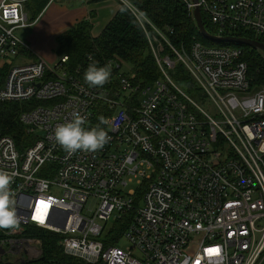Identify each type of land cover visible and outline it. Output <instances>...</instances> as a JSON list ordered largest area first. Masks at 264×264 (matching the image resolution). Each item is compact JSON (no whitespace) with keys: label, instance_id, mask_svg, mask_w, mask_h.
<instances>
[{"label":"built area","instance_id":"obj_1","mask_svg":"<svg viewBox=\"0 0 264 264\" xmlns=\"http://www.w3.org/2000/svg\"><path fill=\"white\" fill-rule=\"evenodd\" d=\"M27 1L0 0V65L7 66L0 101H29L19 113L26 136L20 146L0 131V171L14 174L11 201L20 221L0 229V264L38 262L43 240L29 227L55 234L66 255L90 264H260L264 84L254 83L242 48L199 41L175 48L118 0L152 27L146 35L162 76L138 82L109 60V81L92 87L78 68L67 69V55L13 62L29 52L15 35L32 23ZM183 1L194 22L200 9L212 34L247 32L264 43V0ZM162 42L175 59L162 53ZM177 61L198 86V101L170 76ZM75 113L85 129L107 132L103 149L68 153L55 142V128ZM119 223L126 227L118 236Z\"/></svg>","mask_w":264,"mask_h":264},{"label":"trees","instance_id":"obj_2","mask_svg":"<svg viewBox=\"0 0 264 264\" xmlns=\"http://www.w3.org/2000/svg\"><path fill=\"white\" fill-rule=\"evenodd\" d=\"M140 13H142L155 27L161 30L170 44L175 48L188 47L191 42L199 41L206 45H230L239 46L244 53L249 73L254 83L264 81L261 70V53L249 46L232 42H217L204 37L197 29L191 18L186 3L183 0H127ZM35 4V5H34ZM48 0H38L32 3V18H35L46 7ZM115 14L105 24L97 36L91 33L92 23L90 20H80L73 28H70L56 38L57 54L67 55L66 67L69 71L79 69V74L84 77V72L90 63L95 62L97 66H105L107 61L115 60L123 65H130V72L134 80L138 82L152 83L162 76L151 51L146 32H153L152 27L140 20L123 2H119ZM203 23L210 33H215L202 15ZM144 26V27H143ZM146 30V31H145ZM234 35L250 37L247 32H237ZM263 40L262 38H260ZM163 52L170 53L169 47L164 45ZM7 66L0 68V87L3 84ZM175 82L190 95H200L198 86L187 71L183 63L177 62L172 70L168 71ZM27 102L0 101V131L10 135L20 146V141L25 138V128L19 121V113L27 108ZM126 223L116 226V235H120ZM34 230L40 234L43 240V255L38 260L41 263L58 264H90L66 255L58 244V237L46 230L29 227L27 233ZM110 241L112 236L108 235ZM101 264V262L96 263Z\"/></svg>","mask_w":264,"mask_h":264},{"label":"clouds","instance_id":"obj_3","mask_svg":"<svg viewBox=\"0 0 264 264\" xmlns=\"http://www.w3.org/2000/svg\"><path fill=\"white\" fill-rule=\"evenodd\" d=\"M111 69L107 66H97L95 62L90 63L84 72V81L92 87H102L109 81ZM84 118L75 113L71 122L58 125L54 130V140L60 148L68 153L77 150L85 152H96L103 149L110 137L107 132L100 128L85 129ZM14 174L0 171V229L14 230L19 225L11 201L10 186L13 183Z\"/></svg>","mask_w":264,"mask_h":264},{"label":"crops","instance_id":"obj_4","mask_svg":"<svg viewBox=\"0 0 264 264\" xmlns=\"http://www.w3.org/2000/svg\"><path fill=\"white\" fill-rule=\"evenodd\" d=\"M114 1L118 2V0H90L86 3L69 0H61L60 3L51 2L49 6L47 5L48 8L46 6L45 11L43 9L35 20L32 21L28 18L32 23L26 27L29 29L28 35L22 40L26 42L29 52L35 51V49L42 50L43 47L54 43L59 34L73 28L80 20L86 19L92 23V35L97 36L119 7ZM51 5L53 6L51 7ZM50 7L53 8L52 12H49L44 18L45 12ZM57 45L56 42V47ZM34 59L37 58L34 56Z\"/></svg>","mask_w":264,"mask_h":264},{"label":"rangeland","instance_id":"obj_5","mask_svg":"<svg viewBox=\"0 0 264 264\" xmlns=\"http://www.w3.org/2000/svg\"><path fill=\"white\" fill-rule=\"evenodd\" d=\"M33 1H34V3L35 2H37L38 0H29V1H27V2H24L23 3V7L25 8V11L27 12V14H28V18H30L31 19V17H32V13H31V11H32V8H33V6H32V3H33ZM59 1H61V0H57V1H55V2H58V3H60ZM62 1H64V0H62ZM65 1H67V0H65ZM69 1H77V2H83V3H86V2H88V1H90V0H69ZM93 1V0H92ZM115 2V4H117V5H119L120 6V4L118 3V2H116V1H114ZM51 4V3H50ZM49 3L47 4L48 6L50 5ZM114 4V5H115ZM35 5V4H34ZM46 5V6H47ZM48 6L46 7V8H48ZM53 5H51V7H52ZM49 8V9H47V11L45 12V14H44V18L48 15V13L50 12H52V9L53 8ZM45 8V9H46ZM45 9L43 10V11H45ZM40 17V16H39ZM28 28H17L16 30H15V35L19 38V39H24V38H26L27 37V35H28ZM56 40V39H55ZM55 40H54V43H52L51 45H49V46H47V47H43L42 48V50L41 49H35V51L34 50H32V51H30V52H28L27 51V53L26 52H24V50L22 51V55H24V54H26L25 55V58H23L21 55L20 56H15V57H13V62L14 63H25V62H29L31 59H34V56L36 57V58H38V57H40V58H42V59H44L47 63H51V62H54V61H58L59 60V58H60V55H58L57 54V51H56V49H57V47H56V42H57V40H56V42H55ZM156 45H157V42H156ZM162 47L164 48V45H166L165 43H163L162 42ZM162 48V50H164ZM170 49V48H169ZM170 51H171V49H170ZM163 54H168L169 56H170V53H167V52H162ZM171 53L173 54V56H170L172 59H175L176 57H175V54L173 53V51H171ZM177 62H180V61H177ZM176 62V63H177ZM182 63V62H181ZM4 66V65H3ZM2 65H0V68H2L3 67ZM130 69H131V67H130V65L129 64H127V63H123V65H122V68H121V70L122 71H126V72H129L130 71ZM257 84H264V81H261V83H257ZM193 98H195V96H192ZM196 99V98H195ZM197 100V99H196ZM198 101V100H197ZM202 107L206 110V111H209L210 112V110H209V108L206 106V105H202ZM23 149L24 148H18V150L20 151V152H22L23 151ZM135 186H136V184L134 183V181L133 182H129L128 184H127V186L125 187V191H127V190H129V189H134L135 188ZM92 203L93 202H89L87 205H86V207L85 208H91L92 207ZM30 235H34V237H38V238H40L41 236H40V234H37V233H35L34 232V230L32 231V232H28ZM42 238V237H41ZM119 246H121V247H123V248H126L127 246H128V243H127V241L124 239V238H122L120 241H119ZM260 264H264V258L261 260V263Z\"/></svg>","mask_w":264,"mask_h":264},{"label":"water","instance_id":"obj_6","mask_svg":"<svg viewBox=\"0 0 264 264\" xmlns=\"http://www.w3.org/2000/svg\"><path fill=\"white\" fill-rule=\"evenodd\" d=\"M193 16H194L195 24H196L198 31L207 39L217 41V42H232V43H237V44H243L245 46H249L251 48H256V49L262 50L264 52V43L261 41H258L256 39L249 38V37H240V36H236V35L217 36V35L210 33L206 29V27L202 21L200 9L198 7L194 8ZM39 264H41V263H39ZM42 264H58V263H42Z\"/></svg>","mask_w":264,"mask_h":264},{"label":"flooded vegetation","instance_id":"obj_7","mask_svg":"<svg viewBox=\"0 0 264 264\" xmlns=\"http://www.w3.org/2000/svg\"><path fill=\"white\" fill-rule=\"evenodd\" d=\"M39 263H41V262H35V263H31V264H39ZM42 264V263H41Z\"/></svg>","mask_w":264,"mask_h":264}]
</instances>
